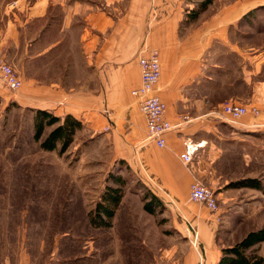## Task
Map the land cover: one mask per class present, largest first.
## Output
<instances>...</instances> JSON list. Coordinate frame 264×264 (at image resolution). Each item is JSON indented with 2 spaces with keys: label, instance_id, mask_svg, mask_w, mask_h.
<instances>
[{
  "label": "crops",
  "instance_id": "1",
  "mask_svg": "<svg viewBox=\"0 0 264 264\" xmlns=\"http://www.w3.org/2000/svg\"><path fill=\"white\" fill-rule=\"evenodd\" d=\"M197 3L0 0V59L23 82L13 92L0 79L1 103L31 113L32 124L38 110L80 120L74 137L88 131L105 140L114 160L144 179L159 207L181 221L182 243L160 249L150 262L146 247L136 253L115 243L114 264H218L224 248L259 228L253 225L258 211L243 209L260 206L247 199L259 188L230 184L259 175L264 160V44L244 38L245 0H216L191 20ZM151 50L161 63L156 93L175 125L164 147L147 139L145 116L132 95L141 83L139 58ZM230 102L257 107L260 115L232 121L213 114ZM185 152L191 162L181 157ZM193 182L214 190L218 212L191 199ZM1 209L0 264H100L94 236L83 245L77 238L82 253L69 254L67 240L74 237L63 233L47 252L44 237L34 243L36 222Z\"/></svg>",
  "mask_w": 264,
  "mask_h": 264
},
{
  "label": "rangeland",
  "instance_id": "2",
  "mask_svg": "<svg viewBox=\"0 0 264 264\" xmlns=\"http://www.w3.org/2000/svg\"><path fill=\"white\" fill-rule=\"evenodd\" d=\"M252 1L245 0V8ZM248 7L250 10L239 21L245 27L244 38L264 44V0ZM33 134L31 113L0 101V206L5 215H26L36 222V247L44 237L48 252L59 246L58 237L69 233L74 239L67 240L68 253L80 254L82 251L75 249L77 238L83 245L94 236L93 250L99 254L100 264H108L111 259L114 264L115 243L116 247L129 245L136 253L146 247L149 262L172 242L182 243L181 221L163 206H156L154 213L145 210V197L151 201L153 193L122 160H114L105 140L82 132L74 137L68 151L60 154L58 150L41 149ZM110 174L122 175L127 182L114 228L96 230L90 226L88 214L110 184ZM253 180L259 189L257 195L255 192L247 199L259 200L260 206L243 209L257 210L258 223L253 225L264 228V160ZM260 250L264 253L263 242L255 247V253L259 255Z\"/></svg>",
  "mask_w": 264,
  "mask_h": 264
},
{
  "label": "trees",
  "instance_id": "3",
  "mask_svg": "<svg viewBox=\"0 0 264 264\" xmlns=\"http://www.w3.org/2000/svg\"><path fill=\"white\" fill-rule=\"evenodd\" d=\"M196 1L197 6L188 14L191 20H196L216 0ZM33 127V139L39 143L41 149L58 150L60 154H64L73 143L76 132L82 128V123L72 115L61 118L47 110H38L34 115ZM48 128L51 130L46 134ZM108 180L110 184L106 186L94 209L88 214L91 226L96 229L113 227L114 218L122 202L123 188L127 182L122 175L115 174H110ZM230 186L256 187L257 185L255 180L246 179L231 183ZM152 197L151 201L145 197L144 204L145 210L150 213H154V210L161 206L158 199ZM262 242H264V228L254 229L235 245L224 248L218 264H264V258L255 253V247Z\"/></svg>",
  "mask_w": 264,
  "mask_h": 264
},
{
  "label": "built area",
  "instance_id": "4",
  "mask_svg": "<svg viewBox=\"0 0 264 264\" xmlns=\"http://www.w3.org/2000/svg\"><path fill=\"white\" fill-rule=\"evenodd\" d=\"M141 68L140 86L132 91V95L138 100L140 109L145 116L147 125V139L155 141L159 147L166 144L165 135L172 130L173 125L166 116L167 106L156 93L161 77V63L157 50H151L139 58ZM0 79L11 91L16 92L23 86L19 73L8 63L0 59ZM219 117H228L237 121L242 117L251 114L259 116L260 110L257 107H248L238 103H226L220 111L213 113ZM185 162H191L192 157L185 152L181 155ZM152 187L154 184L151 183ZM159 189V187H157ZM190 197L193 201L207 207L211 212L220 210L218 198L214 190L200 182H193L190 186ZM194 245L199 247L198 237L194 236ZM203 264V262H200Z\"/></svg>",
  "mask_w": 264,
  "mask_h": 264
}]
</instances>
